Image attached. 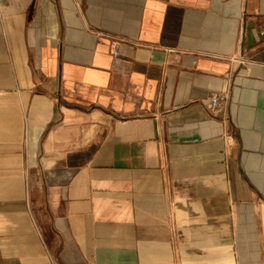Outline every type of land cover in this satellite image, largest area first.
I'll return each instance as SVG.
<instances>
[{"label":"crops","instance_id":"obj_1","mask_svg":"<svg viewBox=\"0 0 264 264\" xmlns=\"http://www.w3.org/2000/svg\"><path fill=\"white\" fill-rule=\"evenodd\" d=\"M262 26L264 0H0V264H264Z\"/></svg>","mask_w":264,"mask_h":264},{"label":"built area","instance_id":"obj_2","mask_svg":"<svg viewBox=\"0 0 264 264\" xmlns=\"http://www.w3.org/2000/svg\"><path fill=\"white\" fill-rule=\"evenodd\" d=\"M259 33L261 38L264 39V26L261 27ZM225 102H226V95H224L223 93H214L210 97L208 107L212 112V114L218 115L223 111Z\"/></svg>","mask_w":264,"mask_h":264}]
</instances>
